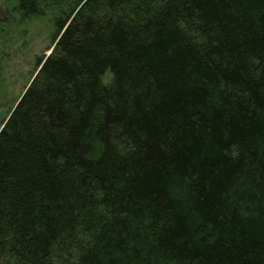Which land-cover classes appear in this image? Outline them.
Returning <instances> with one entry per match:
<instances>
[{
	"label": "trees",
	"instance_id": "16d2710c",
	"mask_svg": "<svg viewBox=\"0 0 264 264\" xmlns=\"http://www.w3.org/2000/svg\"><path fill=\"white\" fill-rule=\"evenodd\" d=\"M46 7L0 128V264H264V0H17Z\"/></svg>",
	"mask_w": 264,
	"mask_h": 264
},
{
	"label": "rangeland",
	"instance_id": "374dc122",
	"mask_svg": "<svg viewBox=\"0 0 264 264\" xmlns=\"http://www.w3.org/2000/svg\"><path fill=\"white\" fill-rule=\"evenodd\" d=\"M64 9L46 7L44 14L26 17L17 0H0V128L23 94L38 60L49 53L57 33L55 20ZM110 73L105 75L109 80Z\"/></svg>",
	"mask_w": 264,
	"mask_h": 264
},
{
	"label": "water",
	"instance_id": "95a60500",
	"mask_svg": "<svg viewBox=\"0 0 264 264\" xmlns=\"http://www.w3.org/2000/svg\"><path fill=\"white\" fill-rule=\"evenodd\" d=\"M50 52H51V51H49V53H48V54H50Z\"/></svg>",
	"mask_w": 264,
	"mask_h": 264
}]
</instances>
